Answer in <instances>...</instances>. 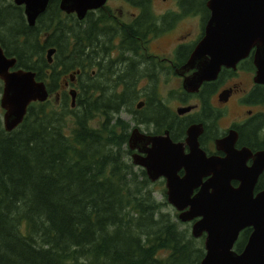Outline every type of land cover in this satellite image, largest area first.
Listing matches in <instances>:
<instances>
[{
    "label": "trees",
    "instance_id": "16d2710c",
    "mask_svg": "<svg viewBox=\"0 0 264 264\" xmlns=\"http://www.w3.org/2000/svg\"><path fill=\"white\" fill-rule=\"evenodd\" d=\"M48 6L29 26L21 7L0 0V45L16 57L15 67L35 71L50 92L71 69L80 68L79 75L86 76L74 107L63 92L56 104L49 99L30 103L11 131L0 118V264H198L199 240L188 227L178 228L150 190H143L145 173L121 149L128 125L112 115L126 109L134 119L145 116V108L134 109L141 90L128 74L126 58L119 62L123 68L106 79L93 81L90 65L85 68L88 60L110 54L115 36L121 53L138 51L145 32L153 30L150 15L118 29L106 13L87 14L85 26L75 18L71 39L66 32L53 39L57 48L54 63L48 64L42 55L47 46L36 38L63 15L57 0ZM154 86L147 85L151 88L143 95L158 126L157 117L165 112L155 106ZM97 115L102 120L95 127Z\"/></svg>",
    "mask_w": 264,
    "mask_h": 264
},
{
    "label": "water",
    "instance_id": "95a60500",
    "mask_svg": "<svg viewBox=\"0 0 264 264\" xmlns=\"http://www.w3.org/2000/svg\"><path fill=\"white\" fill-rule=\"evenodd\" d=\"M48 0H14L25 5L26 20L34 25L36 16L45 9ZM106 0H60V8L65 12H75L83 19L88 10L99 8ZM209 18L204 26V34L196 44L188 59L192 67L193 60L200 64L197 72L186 79L184 88L196 91L203 80L216 78L221 66L234 67L244 57L251 46L255 45L254 64L256 81L264 84V0H207ZM55 48L46 51L48 63H52ZM15 57L5 55L0 46V107L3 109L2 125L5 131L16 128L24 119L27 108L32 102H44L49 97V89L43 80L36 78V72L23 68H12ZM74 77L71 75V79ZM197 78L196 82L192 79ZM71 106L75 102V90H69ZM142 102L136 107H141ZM190 110V106L178 109ZM233 134L225 139L226 147H233ZM230 138V139H229ZM232 138V139H231ZM152 147L140 148L138 143H147L148 137L132 130L130 142L133 148L139 147V153L133 155V162L144 167L151 181L164 177L168 201L179 211L182 221L200 217L190 228L191 236L199 237L204 233L203 256L198 264H264V191L255 198L251 196V183L261 171L264 161L253 165L249 188H230V179L244 173L243 160L232 154L226 158L206 157L194 139L192 128H188L187 143L189 151L183 152L179 143L168 138L164 144L158 137H151ZM177 144V145H176ZM146 152V155H141ZM203 157H201V156ZM184 169L180 177L178 170ZM215 176L207 182L213 186V193L204 194L206 184L195 197L189 198L195 180L204 174ZM241 179V177H240ZM242 191V192H241ZM241 192V194H239ZM189 205V209H183ZM250 227L247 240L241 251L234 249L238 234Z\"/></svg>",
    "mask_w": 264,
    "mask_h": 264
},
{
    "label": "flooded vegetation",
    "instance_id": "af4514ba",
    "mask_svg": "<svg viewBox=\"0 0 264 264\" xmlns=\"http://www.w3.org/2000/svg\"><path fill=\"white\" fill-rule=\"evenodd\" d=\"M54 1L55 0H48L45 9L37 14L34 24H36L37 18L46 11L47 6L49 4L53 5ZM108 2L109 0H106L103 6L88 10L83 19H78L75 12L68 13L62 11L60 8V0H57L58 8L63 15L60 16L59 20H55L53 24L45 29L43 33H46V36L42 37V42L39 41L41 39L39 37L40 34H38V38H36L37 43L40 45L45 44L47 46L44 48L46 61L47 49L55 48L56 52L57 46L53 44V39L58 33L66 32V35L71 39L69 31L75 24V18L79 21L78 24L81 26H85L87 14H90V16H97L98 14L106 13L108 16L115 18V14ZM124 2L125 5L130 6L132 8L131 10H133H130L132 17L131 20L136 17L131 21L130 25L134 24V22L140 17L146 19L150 15L148 21L151 23L150 25L153 26V30L145 32L147 35L145 44H143L144 41H142V44L138 47V51H130L128 53L129 57L126 60V66H129L128 74L130 78H134L137 85H140L142 80H146V86L155 85L154 89H156L157 81L158 83L161 82V79L164 76L163 69H168L167 72L171 75L169 77H176V79L178 78L180 81H178L180 88L179 91L171 93L172 97H175L180 105L175 104L174 107H171L168 104L169 100L165 101L157 93L158 95L154 96V102H158L155 106L158 107V109L164 110L165 114H160L157 117L159 120L158 123H162V125L158 124V126H156L155 121H153L155 118L151 115L150 107L149 105L146 106L147 97L143 95V92H140L143 99H139L140 97L138 98L139 100L137 99L134 109L135 112L138 113L137 111L145 108V116L142 120L139 118H135V120L133 114L130 113L133 123L127 134L126 142L122 145L121 149L127 150L128 154L126 153V156H130V161L134 165L133 155L139 153V147L135 145L133 148V145L130 142V135L132 130L137 128L139 133L148 137L147 143H138L140 148L145 150L151 148L152 142L149 140L151 137H158L163 143L165 142L164 144H169L167 143V139L169 138L173 144H181L183 152L187 153L189 151V144L187 143L188 128L191 127L194 139L197 140L199 149L206 157L214 156L223 159L226 158L228 154H232L238 160H243V166H245L243 169L244 173L239 174L237 178L234 177L230 179V188L236 189L242 187V191L249 188L253 165L258 166L264 161V84L257 82L255 77V45L250 47L248 53L240 58L234 67L221 66L216 78L212 80H203L200 83L201 86H199L196 91H188L184 88V83L186 79L192 77L194 73L197 72V66L200 63L193 60L192 67H190L187 62L193 53L196 44L204 34V26L209 18V13L207 14L209 10L206 6L207 0L204 1V4H200L198 0H173V4L161 8L159 14L153 12L151 0H124ZM14 5L23 9L25 23L29 25L24 14V7L15 3ZM195 14L198 15L197 21L199 28H197L193 34L192 32H187L188 30H183L185 32L184 34H176L178 31H175V28L178 24L185 19L188 20V16L191 18ZM165 17L168 19L167 22L165 21ZM112 21L119 23L116 19ZM173 31L175 32L172 33ZM159 36L163 37V39L169 37L173 39L169 44L170 51L166 53L164 57H159L156 50L152 48V46H154V41L151 39H158L160 38ZM114 40L115 37L113 38V41ZM150 42H153L152 45H150ZM70 47L71 45L69 44L68 48ZM68 48L66 47V51H69ZM157 49L162 50L159 46ZM117 50L118 52H121L120 38L117 43ZM124 57L126 58V56ZM16 64L17 59L15 65ZM16 67L14 66L10 69L12 70ZM79 73L80 68L73 70L72 73L69 74L68 80L64 82V85H67L68 88H62L66 90H64V92H66L69 97L70 89L73 88L75 94L78 92L77 89L71 87L70 84L77 78ZM71 75L74 79H71ZM59 87H61V85ZM150 88L151 87H146L145 91L147 92ZM225 90L229 95H224L222 97V93L225 92ZM68 101L71 103V100ZM140 101L142 102L141 107H136L137 103H140ZM185 106H191L190 110L182 113L178 111V109ZM230 133L233 134L232 148L231 146L226 147L224 143ZM140 154L144 156L146 155V152H141ZM135 166L140 171H143L146 175L145 177L150 180L144 167L136 164ZM184 172V169L181 168L178 170V175L182 177ZM213 178H215L213 174L207 173L202 175L198 181L195 180L193 184L195 186L191 187L192 190L189 198L195 200V197L205 184L207 189L204 194L213 193V186L207 185V182ZM150 182L163 183V196L166 197L167 202L176 210L177 208L168 201L167 187L164 177H159L155 181L150 180ZM251 189V196L253 198L264 191V165L256 179L251 183ZM241 192L239 194H241ZM159 203L162 206L163 203ZM183 209H189V205ZM176 211L178 220L184 224H189L190 228L195 221L200 219V217H195L189 221H182L178 217L179 211ZM250 229V227H246L239 232L234 244V249L238 252L242 250ZM248 230L249 232L246 235L244 243L238 246L244 233ZM193 238L202 240L204 238V233L199 237Z\"/></svg>",
    "mask_w": 264,
    "mask_h": 264
},
{
    "label": "rangeland",
    "instance_id": "374dc122",
    "mask_svg": "<svg viewBox=\"0 0 264 264\" xmlns=\"http://www.w3.org/2000/svg\"><path fill=\"white\" fill-rule=\"evenodd\" d=\"M173 0H151V4H152V10L155 14H159L161 8L171 5L173 4L172 2ZM200 2V4H204L205 0H198ZM11 2L13 3V0H8V3ZM108 4L110 5L113 13L115 14V18L113 20H118L119 23H117L116 21H114L115 26L118 28L121 27L122 23L123 24H131V21H133L134 19L131 20V13L130 10L132 9L130 6L125 5L124 0H109ZM109 7V6H108ZM117 10V12H116ZM133 11V10H131ZM198 12V11H197ZM121 17H120V16ZM195 16V17H194ZM193 17H187L189 18L188 20L185 19L184 21H181L178 26L175 28V31L177 30L178 32L176 34H184L185 32L183 30H188L187 32H192V34L196 31L197 28H199V24H198V15L195 14ZM167 17H165V21L167 22ZM175 31H173L172 33H174ZM44 30H41L39 32L40 34V42H42V37L46 35V33H43ZM32 35V34H30ZM160 37V36H159ZM158 38V37H157ZM15 42L17 41V46H18V37H15ZM119 40V36H115V40L113 41L112 45L110 46V54L109 55H105L103 57H101L100 55H98L100 52L96 51L95 55H98V60H88V62L85 65V68L89 66L87 73H89V75L92 77V80L94 81L95 79H106L109 75H112V72H115L116 70L119 72L123 66L125 64H119V62L121 60H123L126 56V60L129 57L128 53L129 52H118L117 50V43ZM154 41V46H152L153 49L156 50V53L158 54L159 57H164L166 53H168L170 51L169 49V44L171 41H173V39L171 37L169 38H165L163 39V37H160L158 39L153 38L151 39ZM168 41V42H166ZM153 42H150V45H152ZM114 44H115V48H114ZM145 44V43H144ZM159 47L162 48V50L157 49ZM70 49V48H69ZM102 52V51H101ZM64 53H67L64 52ZM43 57H45V52H43ZM40 56L37 54V56L35 57V60H39ZM111 59L113 60V62H111ZM80 59H76L74 62H79ZM99 61L100 65L96 64V62ZM67 62V61H66ZM54 63V59L52 63H48V64H53ZM116 64L118 66H116ZM22 68V67H21ZM62 68V67H61ZM60 66L56 67V70H60L61 69ZM220 70V69H219ZM72 69L68 72H65L64 74H62L61 79H60V85L61 87H59L58 89L55 88L54 91H52L49 94L48 99H50L51 102L55 101V104L60 100L62 93L64 92L65 89H63L62 87H66L68 88L67 85H64V82L66 80H68V76L70 73H72ZM168 69L164 68L163 69V74L164 76L161 79V82L156 83V89H154V91L156 92V94L158 93L160 97H162L165 101L169 100L168 104L171 107H174L175 104L180 105V103L175 99V97H172V92L175 91H179V83H178V78H170L169 76H171L170 74H168ZM219 72V71H218ZM103 74V75H102ZM85 76L86 74L81 73V75H77V78L70 84L71 87H74L75 89L78 90L79 84L81 81L85 80ZM74 79V78H73ZM197 78L192 79V81L196 82ZM212 80V79H210ZM180 82V81H179ZM147 82L146 80H142V82H140V85H138L137 88H139V90H141V92H145V87ZM201 86V85H199ZM199 86L197 88H199ZM1 88H2V82L0 80V92H1ZM66 91V90H65ZM157 94V95H158ZM226 95H229L227 93V91L225 90V92L222 93V97ZM139 99H143L142 97H140ZM138 99V100H139ZM211 99V98H210ZM192 105V104H191ZM187 107V106H185ZM191 108V106H190ZM2 113L3 110L0 108V118H2ZM119 117L121 120L125 121L128 125V132L132 127V120L130 117V113L126 111V109L120 111L118 114H113L112 117ZM100 120H102V117L100 115H97L94 119V121L92 122L93 126H98ZM131 125V126H130ZM126 159L130 161V156L127 155ZM135 169H138L135 164H134ZM141 178H138V180H140ZM150 190V194L151 196L154 198V200L156 202H162V206H161V210L163 213H168L175 221L177 222V226L178 228L182 229L184 227H188V230L190 232V225L189 224H184L183 222L179 221L177 218V211L175 209H173V207L167 202L166 197L163 196V183L161 182H150V180H146V184L143 185V190ZM147 190V191H148ZM191 234V233H190ZM199 240V243L203 246V239Z\"/></svg>",
    "mask_w": 264,
    "mask_h": 264
},
{
    "label": "bare ground",
    "instance_id": "6f19581e",
    "mask_svg": "<svg viewBox=\"0 0 264 264\" xmlns=\"http://www.w3.org/2000/svg\"><path fill=\"white\" fill-rule=\"evenodd\" d=\"M8 1V0H7ZM51 1V0H50ZM14 4V3H13ZM49 7V6H48ZM67 22V21H66ZM27 24V23H26ZM46 36V35H45ZM64 89V88H63ZM50 100V99H49Z\"/></svg>",
    "mask_w": 264,
    "mask_h": 264
}]
</instances>
